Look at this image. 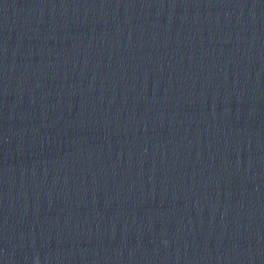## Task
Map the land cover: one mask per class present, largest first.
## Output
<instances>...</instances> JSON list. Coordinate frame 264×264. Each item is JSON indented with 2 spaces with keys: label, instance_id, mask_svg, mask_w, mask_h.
Instances as JSON below:
<instances>
[{
  "label": "water",
  "instance_id": "obj_1",
  "mask_svg": "<svg viewBox=\"0 0 264 264\" xmlns=\"http://www.w3.org/2000/svg\"><path fill=\"white\" fill-rule=\"evenodd\" d=\"M0 251L264 264V0H0Z\"/></svg>",
  "mask_w": 264,
  "mask_h": 264
},
{
  "label": "clouds",
  "instance_id": "obj_2",
  "mask_svg": "<svg viewBox=\"0 0 264 264\" xmlns=\"http://www.w3.org/2000/svg\"><path fill=\"white\" fill-rule=\"evenodd\" d=\"M37 264H38V262H37Z\"/></svg>",
  "mask_w": 264,
  "mask_h": 264
}]
</instances>
